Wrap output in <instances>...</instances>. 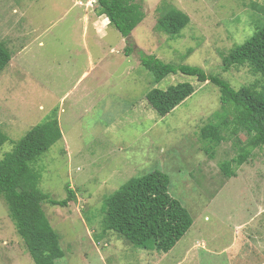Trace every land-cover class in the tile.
Here are the masks:
<instances>
[{
	"label": "rangeland",
	"instance_id": "obj_1",
	"mask_svg": "<svg viewBox=\"0 0 264 264\" xmlns=\"http://www.w3.org/2000/svg\"><path fill=\"white\" fill-rule=\"evenodd\" d=\"M90 1L0 0V42L12 55L0 74L1 157L56 111L63 138L31 167L41 192L63 201L70 185L77 197L67 208L41 203L65 254L56 264H264V147L233 164L237 175L227 179L221 165L239 155L230 131L213 151L201 138L223 113L219 89L181 73L154 84L137 53L201 68L236 90L260 86L250 67L222 66L262 26L264 0H143L129 55L126 39L102 25L109 20ZM163 2L190 17L180 38L156 28ZM179 83L195 93L159 116L149 92ZM156 170L169 175L170 194L193 218L169 253L134 248L102 227L105 199ZM0 264H35L1 197Z\"/></svg>",
	"mask_w": 264,
	"mask_h": 264
},
{
	"label": "trees",
	"instance_id": "obj_2",
	"mask_svg": "<svg viewBox=\"0 0 264 264\" xmlns=\"http://www.w3.org/2000/svg\"><path fill=\"white\" fill-rule=\"evenodd\" d=\"M101 16H106L126 39L125 53L131 54L133 31L144 21L143 0H94ZM156 28L172 39L181 37L190 23L183 11L163 2ZM141 66L158 84L170 75L181 73L197 78L200 83H211L220 91L223 113L217 122H209L201 129V138L213 151L230 131L239 155L221 165L223 175L236 177L252 152L264 147V22L243 44L223 56V71L248 66L263 79L262 85L245 86L236 90L218 75L207 74L198 67L164 63L154 55L137 50ZM12 55L0 42V74L10 65ZM195 93L190 83H179L167 90L152 89L147 97L149 105L161 117H166ZM231 115V119H229ZM246 135V141L240 135ZM63 138L56 111L42 124L34 126L14 150L1 157V148L7 137L0 132V197L8 206L17 233L23 239L35 264H56L64 258L60 235L53 228L41 208V203L67 208L76 201V193L66 186L67 198L57 201L39 190L40 173L31 167L53 145ZM171 180L162 171H153L141 178H133L123 185L103 205V232H113L137 249L169 253L193 226V218L182 203L170 194Z\"/></svg>",
	"mask_w": 264,
	"mask_h": 264
},
{
	"label": "crops",
	"instance_id": "obj_3",
	"mask_svg": "<svg viewBox=\"0 0 264 264\" xmlns=\"http://www.w3.org/2000/svg\"><path fill=\"white\" fill-rule=\"evenodd\" d=\"M104 16V15H103ZM106 18V16H104ZM109 21L107 22H102V25L105 27V28H108L110 25L108 24ZM97 25V23H95V26ZM246 230H248V227L245 228Z\"/></svg>",
	"mask_w": 264,
	"mask_h": 264
},
{
	"label": "built area",
	"instance_id": "obj_4",
	"mask_svg": "<svg viewBox=\"0 0 264 264\" xmlns=\"http://www.w3.org/2000/svg\"><path fill=\"white\" fill-rule=\"evenodd\" d=\"M94 2H96V1H94V0L92 1L91 0L90 3H88V5L86 4V6H92Z\"/></svg>",
	"mask_w": 264,
	"mask_h": 264
}]
</instances>
